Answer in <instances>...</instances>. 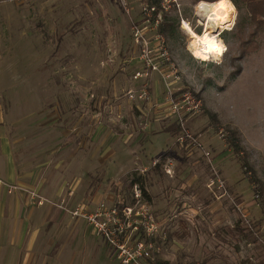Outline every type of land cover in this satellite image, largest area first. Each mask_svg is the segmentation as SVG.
Returning <instances> with one entry per match:
<instances>
[{
	"label": "rangeland",
	"instance_id": "obj_1",
	"mask_svg": "<svg viewBox=\"0 0 264 264\" xmlns=\"http://www.w3.org/2000/svg\"><path fill=\"white\" fill-rule=\"evenodd\" d=\"M200 1L213 2L0 0V126L16 140L23 168L37 172L40 192L49 193L31 190L37 205L50 203L71 221L76 208L90 211L101 201L136 205L159 222L156 258L169 264H264V26L251 23L246 1L228 0L235 15L220 30L225 54L195 58L181 18L200 33ZM146 4L162 16L154 24L151 13L147 37L164 35L180 80L167 85L153 73L143 101L128 92L142 87L133 78L141 66L133 24L145 25ZM181 88L202 101L185 124L196 144L178 141L182 129L175 135L169 102ZM134 180L147 193L139 204ZM97 236L87 239L102 242ZM105 245L108 261H90L121 264Z\"/></svg>",
	"mask_w": 264,
	"mask_h": 264
},
{
	"label": "crops",
	"instance_id": "obj_2",
	"mask_svg": "<svg viewBox=\"0 0 264 264\" xmlns=\"http://www.w3.org/2000/svg\"><path fill=\"white\" fill-rule=\"evenodd\" d=\"M15 143L1 125L0 264H87L99 255L108 261L105 241L94 234L88 221L80 217L71 221L64 210L47 202L37 205L33 200L31 190L39 187L42 197L49 193L36 186L39 176L34 168H23ZM89 233L102 242L89 241ZM88 248L90 254H85ZM89 264L96 263L92 260Z\"/></svg>",
	"mask_w": 264,
	"mask_h": 264
},
{
	"label": "built area",
	"instance_id": "obj_3",
	"mask_svg": "<svg viewBox=\"0 0 264 264\" xmlns=\"http://www.w3.org/2000/svg\"><path fill=\"white\" fill-rule=\"evenodd\" d=\"M160 1L161 6L165 7L172 0ZM143 11L146 15L143 18L145 25L141 27L143 24H133L135 43L140 48L139 60L141 62V66L135 70L133 78L143 82L139 91L130 90L128 95L131 99L145 101L150 97L149 86L153 73H158L167 85L174 81L178 82L180 77L175 63L171 60L164 35L155 32L154 40L147 37L149 28L146 23L150 21L151 13L154 14L156 11L155 5L146 4ZM157 14H154V24L159 23L162 18L160 13ZM185 21L191 24L189 20L182 17V28ZM200 22L201 20H198V26H201L202 31L203 25ZM191 26L194 29L197 28L192 24ZM169 104L182 129L178 141L184 143L189 140L191 143L196 144L198 142L196 137L189 133L185 124L189 117L199 113L202 107L201 99L192 91L181 88L171 94ZM206 155L209 156V152H206ZM158 164H161L159 157L153 160V166ZM165 170L168 174H172V164H165ZM2 183V180H0V184ZM134 186L135 199L139 204L143 199L142 189L136 184ZM135 206H109L105 201H101L90 211L85 212L78 207L73 212L74 216L85 219L93 226L96 235L100 236L114 251L121 264H155L156 259H158L156 258V252L161 251L155 240L160 224L150 209H136Z\"/></svg>",
	"mask_w": 264,
	"mask_h": 264
},
{
	"label": "bare ground",
	"instance_id": "obj_4",
	"mask_svg": "<svg viewBox=\"0 0 264 264\" xmlns=\"http://www.w3.org/2000/svg\"><path fill=\"white\" fill-rule=\"evenodd\" d=\"M197 14L204 17L203 30L198 33L187 21L183 28L190 33L189 50L195 58L201 60L219 59L225 54L227 46L220 38V30L228 29L232 24L235 8L228 0L214 2L200 1Z\"/></svg>",
	"mask_w": 264,
	"mask_h": 264
},
{
	"label": "trees",
	"instance_id": "obj_5",
	"mask_svg": "<svg viewBox=\"0 0 264 264\" xmlns=\"http://www.w3.org/2000/svg\"><path fill=\"white\" fill-rule=\"evenodd\" d=\"M211 1H217V0H211ZM244 1H246V4H247V6H248V10H249V15H250V20H251V23L253 24V25H255V27H257V28H260V27H263L264 26V0H244ZM148 2L150 3V4H156V3H158V0H148ZM171 28L173 27V25L171 24V25H169ZM161 28H160V31H162V32H166V27L164 26V25H162V26H160ZM237 28H238V32L240 33V34H243L242 33V31H243V25H242V23L241 24H239L238 26H237ZM180 131H181V128H180V126H178L177 127V130H176V136L180 133ZM232 142H230V144H231ZM232 146H235V150H234V152L235 153H238V146L236 145V144H233L232 143ZM241 166H242V168L245 170L246 168H247V165L245 164V162H242L241 163ZM153 167H155L156 169H159V164L158 165H154ZM141 182V183H140ZM250 182L252 183H254L255 181L253 180V179H251L250 178ZM137 183H139L140 184V186H141V184H143V182L142 181H139V180H134V181H132L131 183H130V187L131 188H133V186L135 185V184H137ZM252 183V184H253ZM141 189H142V192L145 194V195H147V193H146V190H145V187H144V185H142L141 187H140ZM255 192H256V194H259V191H258V189H256L255 190ZM264 206V205H263ZM169 236V238H171V236L172 235H168ZM206 259L204 260V261H202V264H206ZM155 264H169L167 261H165L164 259H161V258H158V259H156V261H155ZM186 264H201V263H197V262H189V263H186Z\"/></svg>",
	"mask_w": 264,
	"mask_h": 264
},
{
	"label": "snow or ice",
	"instance_id": "obj_6",
	"mask_svg": "<svg viewBox=\"0 0 264 264\" xmlns=\"http://www.w3.org/2000/svg\"><path fill=\"white\" fill-rule=\"evenodd\" d=\"M222 2H223V0H222Z\"/></svg>",
	"mask_w": 264,
	"mask_h": 264
}]
</instances>
